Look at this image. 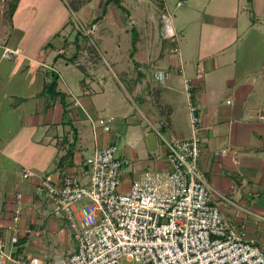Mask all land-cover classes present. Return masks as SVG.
I'll use <instances>...</instances> for the list:
<instances>
[{
	"label": "crops",
	"instance_id": "obj_1",
	"mask_svg": "<svg viewBox=\"0 0 264 264\" xmlns=\"http://www.w3.org/2000/svg\"><path fill=\"white\" fill-rule=\"evenodd\" d=\"M83 1L77 12L84 22L78 23L86 31L67 19L72 11L65 0H19L10 20L4 18L6 0H0V238L8 254L48 263L75 252L66 218L53 213L49 196L37 187L46 176L57 180L60 170L79 175L96 149L115 144L119 157L130 160L122 172L125 191L142 171L169 169L155 132L166 124L165 115L153 89L167 91L168 130L186 137L183 77L198 71V163L213 191L211 202L231 226L244 225L264 239L255 215L264 214V0H185L178 7V0H119L121 8L109 2L94 23L102 8L94 9L106 0ZM163 8L171 18L161 16ZM169 28L179 36V54L165 37ZM5 44L22 54L3 58ZM154 69L166 73L163 83L153 79ZM52 75L62 100L44 92ZM108 117L113 120L104 131L96 122ZM23 169L33 175L23 178ZM17 201L22 213L13 223Z\"/></svg>",
	"mask_w": 264,
	"mask_h": 264
},
{
	"label": "built area",
	"instance_id": "obj_2",
	"mask_svg": "<svg viewBox=\"0 0 264 264\" xmlns=\"http://www.w3.org/2000/svg\"><path fill=\"white\" fill-rule=\"evenodd\" d=\"M184 1L178 0L176 6ZM161 16L169 19L171 13L163 8ZM78 27L86 31L80 23ZM94 29L92 25L88 32ZM165 37L171 41L173 53L179 54L178 34L166 33ZM21 54L19 47L2 46L5 59ZM176 69L182 74L181 64ZM152 77L163 83L166 73L154 69ZM202 78L199 71L194 78L183 77L189 135L177 137L161 124L155 128L164 143L169 169H146L122 190L123 168L130 160L119 157L116 145L109 144L84 159L79 175L60 170L55 181L44 177L37 190L49 196L53 213L66 218L76 242L75 252L48 263L38 258L19 260L8 254L0 238V263L8 259L16 264H264V239L250 234L244 225L229 224L211 202L213 191L199 167L200 102L194 83ZM112 120L101 118L96 123L109 131ZM92 125L93 129L97 126ZM32 175L23 169V178ZM21 213L17 201L11 214L13 223L20 220ZM255 215L264 224V214ZM17 240L16 234L10 237L11 244Z\"/></svg>",
	"mask_w": 264,
	"mask_h": 264
},
{
	"label": "trees",
	"instance_id": "obj_3",
	"mask_svg": "<svg viewBox=\"0 0 264 264\" xmlns=\"http://www.w3.org/2000/svg\"><path fill=\"white\" fill-rule=\"evenodd\" d=\"M18 2H19V0H6L7 8H6L5 13H4V18L6 20L11 19L12 15H13V13H14L17 5H18ZM65 2L67 3L69 9L72 12L78 11L82 7V5L84 4L83 0H65ZM109 2H113L117 7L121 8L119 0H106L104 2V6L102 7L100 14L92 20V23L97 22L98 20H100L103 17V15L106 13V5ZM135 42H136V35L133 36L132 44L134 45ZM57 80H58V77L56 75H52L50 82L45 83L43 89H44L45 94H47L50 98H59L60 100H62L65 97V94L63 92L57 90ZM153 92H154V96L156 98V103L159 107V111H160L161 115H163V116L165 115L166 124L167 125L169 124L168 126H172V123L170 122V118H169V115H170L169 109L170 108L166 104L163 105V102H162L163 101L162 95L164 92H167L166 89L156 86V87H154ZM166 124H164V128L168 129ZM173 128H174V126H173Z\"/></svg>",
	"mask_w": 264,
	"mask_h": 264
},
{
	"label": "rangeland",
	"instance_id": "obj_4",
	"mask_svg": "<svg viewBox=\"0 0 264 264\" xmlns=\"http://www.w3.org/2000/svg\"><path fill=\"white\" fill-rule=\"evenodd\" d=\"M104 6V2L103 1H100L98 4H97V7L94 9V12L95 13H98L99 12V10L102 8ZM177 7V6H176ZM110 13H112L111 12V10L109 11ZM109 18L110 19H107L103 24L105 25V26H107L108 25V22L109 21H112V15L110 14L109 15ZM67 19H69V20H71V22H72V24L74 23H78V21H80V22H84L83 21V14L82 13H80V12H72V13H68V16H67ZM64 32H66V31H64ZM73 35V34H72ZM113 36H115L116 37V31L112 34ZM58 39L56 40V42L57 43H61V37H57ZM106 59V58H105ZM80 75V73H78V71H77V75ZM79 85V83H77V86ZM92 156V155H91ZM124 264H133V263H127V262H125L124 261Z\"/></svg>",
	"mask_w": 264,
	"mask_h": 264
},
{
	"label": "clouds",
	"instance_id": "obj_5",
	"mask_svg": "<svg viewBox=\"0 0 264 264\" xmlns=\"http://www.w3.org/2000/svg\"><path fill=\"white\" fill-rule=\"evenodd\" d=\"M168 34H169V35L172 34V30H171V28L168 29Z\"/></svg>",
	"mask_w": 264,
	"mask_h": 264
}]
</instances>
